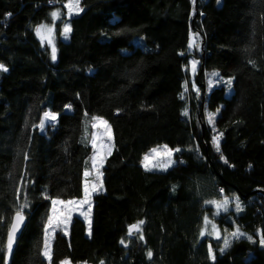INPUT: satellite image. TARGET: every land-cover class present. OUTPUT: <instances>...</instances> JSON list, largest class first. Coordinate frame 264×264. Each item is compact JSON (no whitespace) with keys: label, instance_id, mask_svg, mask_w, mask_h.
Here are the masks:
<instances>
[{"label":"trees","instance_id":"obj_1","mask_svg":"<svg viewBox=\"0 0 264 264\" xmlns=\"http://www.w3.org/2000/svg\"><path fill=\"white\" fill-rule=\"evenodd\" d=\"M57 7L64 10L55 0H0V248L15 205L25 202L15 189L31 181L7 264H47L51 202L83 195L93 116L108 121L114 146L103 189L92 196L91 235L73 216L67 235L54 233L53 264H213L209 245L215 264H264V0H82L79 15L63 14L72 31L57 36L53 60L36 29ZM243 27L249 35L240 45ZM194 39L199 47L189 49ZM193 60L199 92L187 82ZM228 61L240 66L232 71ZM212 73L234 77L231 92L223 83L209 88ZM46 109L58 120L42 133L36 125ZM206 111L216 113L214 128ZM160 144L180 148L174 160L183 162L146 171L143 155ZM222 197H239L243 210L232 223L247 235L223 253L220 239L201 236L205 218L222 226L210 204ZM141 220L144 240L129 237Z\"/></svg>","mask_w":264,"mask_h":264},{"label":"snow or ice","instance_id":"obj_2","mask_svg":"<svg viewBox=\"0 0 264 264\" xmlns=\"http://www.w3.org/2000/svg\"><path fill=\"white\" fill-rule=\"evenodd\" d=\"M65 8H67L68 10V14L69 16H71L72 14H76L79 15L80 12L83 11V9L80 7V0H74V3H67L64 5ZM51 16L53 17V19H57L60 17V12L59 11H53L51 13ZM72 29L70 24H65L64 28H63V36L64 39H69V34L71 33ZM36 32L38 35H41L42 33H46L49 37L51 36L52 33V29L48 28L46 25H40L37 29ZM45 38L44 35H41V40H43ZM48 43L51 44L52 41L49 38L48 39ZM193 47L198 48L199 47V43H198V39H194L192 42H190L189 44V49H192ZM247 51V50H246ZM52 59L55 60L56 59V49L55 46H52ZM198 61L193 60L192 61V71L195 73L196 71V65H197ZM248 63H250L254 68L256 67V62L254 60H249ZM0 70L3 71H7V68H5L4 65L0 64ZM213 77H219V73H212ZM235 78L231 77L228 79H223L220 78L217 82L218 83H223L228 89L229 92H231L232 86H233V80ZM213 83V81H209V85L211 86ZM187 90V89H186ZM197 92H199V89H197ZM183 98V97H182ZM70 107V106H69ZM185 115H187V111H185L184 113ZM94 120L97 121V124L99 125H103L105 132L107 134L108 140L111 141L112 140V135H111V126L108 124V121L103 120L102 118L99 117H93ZM214 115L209 114L208 120L209 123H213L214 124ZM58 120V114L53 113L51 111H46L43 114V118L40 120L39 124L36 125V127L40 130V132H46L49 128H55L56 126V122ZM97 124H93V127H96ZM223 137V133H218L217 135H215L213 137V143L216 147V151L220 152V141L221 138ZM91 144L93 149L97 148V144H96V138L93 137L91 140ZM114 145H112L111 143L108 144H101L100 148L104 149L103 152L97 151L94 156L92 157V168L96 171L97 173V180L100 179V176L103 175L102 172H100V168L103 167L104 164V160L106 159L107 156L111 155L112 152V148ZM181 149L180 148H169L167 145H164L162 147H158V148H153L151 150V155H145L144 156V160H143V166L145 168L146 171H152L153 169H159L162 171H166L168 168L172 167L173 164L180 162L182 163L183 161H177L173 159V156L175 153L180 152ZM24 159L28 160L29 159V154L28 152H24L23 153ZM159 158V159H157ZM221 158L224 159L223 155L221 154ZM151 161H156L155 163H151L150 166V162ZM225 163H228V161L225 159L224 160ZM85 177L91 175V173L89 171H85L84 173ZM31 183V181L27 180L26 178H22L20 181V185L18 187H16L15 189V198L16 201H25L24 203H17L15 205V213L13 216H11L9 218V226H8V233H7V243H6V247L5 248H0V251H4L6 253L5 256V260H6V264L8 259L11 257V254L13 253V246L17 240V233L20 231L21 225L24 222L25 219V214H24V209L28 206L27 205V197L26 195H24V193H26L27 191V187L28 184ZM103 189V183H93L91 185V187H89L88 182H85V187H84V199L81 201H76V200H52V205H53V216H50L48 218V223L47 226L45 228V237H44V242H43V249L41 252V255L44 257V260L47 261V264H53V248H52V238H54V232L56 230L55 225L57 223H61L63 222L65 224V228H64V235H67V221L70 220V212L68 215H66L63 219V221L60 220L59 216L56 214V205H62L65 208H67L68 206L71 205H84L87 204L88 205V212H91V195L94 192H97L98 190H102ZM47 198V197H45ZM232 201H234V207L236 209L237 212L242 211V204L240 202L239 197H233L231 198ZM211 203L216 205V208L218 210L223 209V211L227 212L229 210V204H230V199L229 198H225L222 202L217 203L216 201H212ZM82 215L84 213H81ZM86 219H88V217H85ZM55 222V223H54ZM3 223V218L0 217V224ZM145 223V221L141 220L138 223H135L133 225H131L128 229V236L129 237H135L138 240H144V235L142 234V225ZM208 223L207 218H205V224ZM212 232L216 234V238L217 239H221L220 234L217 232L216 230V226L212 225ZM89 235H91V220L89 219ZM204 233L201 232V236H203ZM231 237L232 238H240L241 236L244 235V233H242L239 228H237L235 231L231 232ZM248 239H252V237H248ZM260 245L262 247H264V234L261 235V239H260ZM121 245L125 248H127L129 245L128 243L125 242L124 239H121L120 241ZM223 243V248L220 249V252L223 253L226 249H228L232 243V241L225 236L222 240ZM208 254L209 257L212 259L213 264H215V260H216V255L213 251V248L211 245H209L208 248ZM147 256L149 259L152 258L153 253L151 251H149L147 253ZM61 264H71V262L69 260H65L62 261ZM101 264H104L103 261H101Z\"/></svg>","mask_w":264,"mask_h":264},{"label":"rangeland","instance_id":"obj_3","mask_svg":"<svg viewBox=\"0 0 264 264\" xmlns=\"http://www.w3.org/2000/svg\"><path fill=\"white\" fill-rule=\"evenodd\" d=\"M55 1H59V2L61 3V5L63 6L64 10L59 11V10H58L59 8L57 7V8H54V9L51 11V13H52L53 11H59V12H60V17L57 18V19H53V17L51 16V13H50V21H49V23H43V24H40V25H46L48 28H51V29H52L51 36L49 37L46 33H42L41 35H44L45 38H44L43 40H41V35H38V34H37L38 39L40 40V42H42L45 46H47V47L49 48V51H50V53H51V56H52V46H53V45L55 46V41H56L57 36L59 35L61 39L66 40V39H64V36H63V28H64L65 24H68V23L65 22V24H63V22H64L63 14H64V17H70V16H69V14H68V10H67V8H65L64 5L67 4V3H74V0H65V1H64V0H55ZM81 2H82V0H80V7H81ZM81 8H82V7H81ZM73 15H76V14H72L71 16H73ZM40 25H39V26H40ZM248 35H249V32H248V29H247L246 27H243V28H241V29L239 30V41H240V45H242V44H244V43L247 42V40H248ZM49 38H50L51 41H52L51 44L48 43V39H49ZM192 41H193V40H192ZM51 59H52V57H51ZM239 66H240V64H234V63L228 61V66H227V67H228V69H230V70H232V71L236 70ZM197 67H198V63H197V65H196V71H197ZM187 69H188L187 82L192 83V85L189 86V87H190L192 90L197 91V86H196V84L194 83V77H195V73H196V71H195V73L192 71V61H191L190 67H188ZM220 78H223V79H225V80L228 79V78H226V77H222V76H219V77H213L212 74H210V75L207 74V76H206V82H207V84H208V87L210 88L211 86H213V85H215V84H219L217 81H218ZM210 80L213 81V83H212L211 86L209 85V81H210ZM208 87H207V88H208ZM228 92H229V89L227 88V93H228ZM46 111H51V110H49V109L44 110V111L42 112V114H41V118H40V120L43 118V114H44V112H46ZM53 113H54V112H53ZM209 114H212V115H214V117H215L216 113H212V112H209V111H206V112H205V115H206V122H207V124H208L210 127L214 128V124H213V123H209V120H208ZM93 117H99V116H93ZM93 117H92V120L90 121L91 123H90V135H89V141H90V145H91L92 152H91V157H90V161H89V168L86 169V170H84V172H83V182H82V186H83V195H82V197L79 198V199H66V200H64V201H67V200L81 201V200H83V199H84V187H85V182H86V181L88 182L89 187H91V185H92L93 183H97V184H98V183L102 182V179H101L102 176H100V179L97 180V173H96V171L92 168V157L94 156V154H95L97 151H100V152H103V151H104V149H101V148H100V145H101V144H108V143H111V144H112V140H111V141L108 140V137H107V134H106V132H105V129H104L103 125H99V124H97V121L94 120ZM99 118H102V117H99ZM102 119L105 120L104 118H102ZM39 122H40V121H39ZM38 124H39V123H38ZM93 124H97V126H96V127H93ZM111 135H112V132H111ZM93 137L96 138V144H97V148H96V149H93L92 144H91V140H92ZM164 145H165V144H160V145H158V146H153V147H151V148H150V149H149V150L143 155V157H142V161H141V165H142L143 168H144V166H143L144 156H145V155H151V150H152L153 148L162 147V146H164ZM157 159H159V158H157ZM173 159H174V156H173ZM155 162H156V161H151V162H150V166H151V163H155ZM144 169H145V168H144ZM157 170H159V169H153V171H157ZM85 171H89V172L91 173V175L85 177V175H84ZM100 172H101V168H100ZM99 191H101V190H98L97 192H99ZM95 193H96V192L92 193V195H91V207H92V196H93V194H95ZM224 199H225V198L222 197V198L219 199V200H213V201H216L217 203H220V202H222ZM53 200H62V199H56V198H55V199H53ZM211 202H212V201H210V204H211V207L213 208V211H212L213 213H212V215H213L214 217H217L218 214H223V215H224V220H223V222H222V226H221V227H218V225L216 224L215 221H212L210 218L207 219V220H208V223L203 225V233H207V232H208L212 237H216V234L212 232V225H215V226H216V230H217V232L220 234V237H221L220 241H221V243H222V240H223V238H224L225 236H227V237L232 241V240L235 239V238H232L230 234H231L232 231H235V230L237 229V227L235 226V224L233 225V223H232V215H233V214H237V213H239L240 211H239V212L236 211V209H235V207H234V201H232V199L230 200L229 210H228L227 212L223 211V209L218 210V209L216 208V205L213 204V203H211ZM55 207H56V214L59 216V218H60L61 221H63L64 217H65L66 215H68L69 212H70V217H71V218H72L73 216H78V217L82 218V219L85 221L87 232H89V219H90V214H91V212H90V213L88 212V205H87V204H84V205H82V206L79 205V204H77V205H71V206H68L67 208H65V207L62 206V205H56ZM81 213H84V214L82 215ZM231 213H232V214H231ZM50 216H53V205H52V202H51V210H50V215H49V217H50ZM86 216L88 217V219L85 218ZM71 218H70V220H71ZM70 220L67 221V228H68V225H69V223H70ZM47 223H48V221H47ZM54 223H55V222H54ZM228 223H229V224H228ZM230 223H232V224H230ZM229 225H230V226H229ZM46 226H47V224H46ZM55 228H56L55 232H56L58 229L64 232L65 224H64L63 222H61V223H57V224L55 225ZM55 232H54V233H55ZM241 232H242V231H241ZM242 233H243V232H242ZM243 236H247V235L244 233ZM241 237H242V236H241ZM222 245H223V243H222ZM65 260H67V259H63L62 261H65ZM62 261H61V262H62ZM61 262H60L59 264H61ZM71 264H72V263H71ZM79 264H90V263H79Z\"/></svg>","mask_w":264,"mask_h":264},{"label":"water","instance_id":"obj_4","mask_svg":"<svg viewBox=\"0 0 264 264\" xmlns=\"http://www.w3.org/2000/svg\"><path fill=\"white\" fill-rule=\"evenodd\" d=\"M257 193L262 194L263 197H264V193H263V192H259V191H257ZM23 226H24V222H23V224L21 225L20 231L17 233V238H18L19 234L21 233ZM7 233H8V231H7ZM6 243H7V236H6ZM15 243H16V242H15ZM14 246H15V244H14ZM14 246H13V248H14Z\"/></svg>","mask_w":264,"mask_h":264}]
</instances>
